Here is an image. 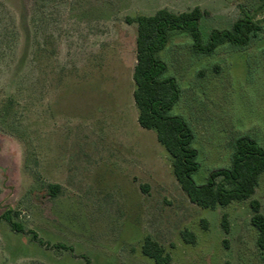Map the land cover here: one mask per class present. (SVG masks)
Returning <instances> with one entry per match:
<instances>
[{
	"label": "rangeland",
	"instance_id": "rangeland-1",
	"mask_svg": "<svg viewBox=\"0 0 264 264\" xmlns=\"http://www.w3.org/2000/svg\"><path fill=\"white\" fill-rule=\"evenodd\" d=\"M195 7L204 42L243 11L264 24V0H0V264H156L147 236L168 264H264L251 222L264 173L250 200L202 208L138 123L129 19ZM262 41L264 29L246 49L207 56L177 33L158 53L181 88L171 114L193 130L198 185L230 165L235 138L264 146Z\"/></svg>",
	"mask_w": 264,
	"mask_h": 264
},
{
	"label": "trees",
	"instance_id": "trees-1",
	"mask_svg": "<svg viewBox=\"0 0 264 264\" xmlns=\"http://www.w3.org/2000/svg\"><path fill=\"white\" fill-rule=\"evenodd\" d=\"M203 17L202 9L195 7L182 13L163 8L153 15L129 19L130 23L137 24L138 29L133 73L134 101L139 125L156 132L159 143L171 157L173 173L190 201L205 209H216L253 197L260 176L264 173V146L251 135L235 138L230 165L212 170L206 183L198 185L193 179L200 167L199 151L193 146V130L183 118L171 114L180 99L181 88L177 79L168 75L169 67L158 53L169 45L172 35L177 33L190 36L192 51L198 55H212L224 45L236 50L246 49L258 39L264 24L254 15L243 11L230 29H214L208 42H204L200 29ZM260 44L264 45V41ZM49 188L53 196L60 190V186L54 184ZM251 205V222L258 231L257 245L264 253V213L256 200ZM3 217L14 230L24 232L23 226L12 221L11 211H7ZM142 251L156 264L171 261L164 248L150 236L146 237Z\"/></svg>",
	"mask_w": 264,
	"mask_h": 264
}]
</instances>
